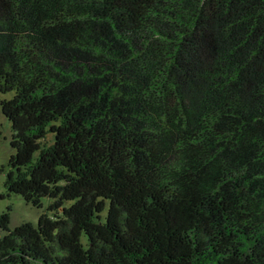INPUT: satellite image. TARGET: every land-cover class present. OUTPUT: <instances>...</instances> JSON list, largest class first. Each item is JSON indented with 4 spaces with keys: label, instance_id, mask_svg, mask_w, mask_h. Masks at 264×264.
<instances>
[{
    "label": "trees",
    "instance_id": "trees-1",
    "mask_svg": "<svg viewBox=\"0 0 264 264\" xmlns=\"http://www.w3.org/2000/svg\"><path fill=\"white\" fill-rule=\"evenodd\" d=\"M0 92V264H264V0H0Z\"/></svg>",
    "mask_w": 264,
    "mask_h": 264
},
{
    "label": "rangeland",
    "instance_id": "rangeland-1",
    "mask_svg": "<svg viewBox=\"0 0 264 264\" xmlns=\"http://www.w3.org/2000/svg\"><path fill=\"white\" fill-rule=\"evenodd\" d=\"M10 95L11 92H0V98L9 97ZM9 138L10 123L0 111V166L3 165V169L0 171V212L5 209L6 205L10 206L8 228L12 229L21 221H29L35 225L38 215L45 208L48 198L42 197V205L41 207H37L26 202L19 194L13 192L7 193L5 191L2 181L8 156L13 151L9 145ZM47 139H50L49 135H46Z\"/></svg>",
    "mask_w": 264,
    "mask_h": 264
}]
</instances>
